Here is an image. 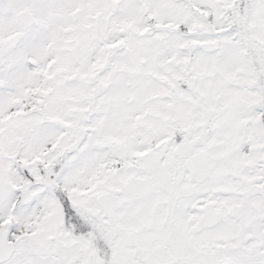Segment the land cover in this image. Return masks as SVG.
I'll return each mask as SVG.
<instances>
[{
	"label": "snow or ice",
	"instance_id": "obj_1",
	"mask_svg": "<svg viewBox=\"0 0 264 264\" xmlns=\"http://www.w3.org/2000/svg\"><path fill=\"white\" fill-rule=\"evenodd\" d=\"M0 264H264V0H0Z\"/></svg>",
	"mask_w": 264,
	"mask_h": 264
}]
</instances>
